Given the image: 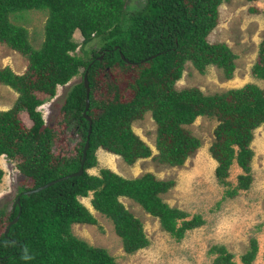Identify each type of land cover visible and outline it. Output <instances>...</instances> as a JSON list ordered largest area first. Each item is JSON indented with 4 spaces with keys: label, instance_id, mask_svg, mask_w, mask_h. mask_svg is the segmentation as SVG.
I'll list each match as a JSON object with an SVG mask.
<instances>
[{
    "label": "trees",
    "instance_id": "1",
    "mask_svg": "<svg viewBox=\"0 0 264 264\" xmlns=\"http://www.w3.org/2000/svg\"><path fill=\"white\" fill-rule=\"evenodd\" d=\"M229 1L138 0L137 7L128 10V0H0V44L27 61L21 74L0 68V85L17 94L13 105L0 111V156L13 161L20 174L13 198L0 205V264H118L106 249L71 233L73 224H96L79 200L89 195L92 209L113 224L126 254L146 248L149 240L121 198L140 205L175 240L204 223L200 214L189 218L161 198L174 181L157 180L152 173L125 178L109 169H100L97 175L87 172L97 165V149L121 157L128 165L152 155L131 127L145 113H150L156 125L154 158L171 167L182 166L200 146L184 126L198 117L214 118L217 125L208 152L216 163L214 177L224 188L223 198L250 189L253 151L249 145L253 131L264 123V39L250 67V75L263 86L248 83L212 95L198 87L174 88L187 61L200 74L213 65L225 79L234 78L237 55L226 43L207 41L219 24L218 8ZM30 10L47 14L38 48L30 44L27 30L9 18ZM249 12L261 13L255 7ZM95 39L97 48L84 49L83 56L74 53ZM127 72H133L132 79L121 77ZM77 75L81 79L66 92L58 120L46 125L39 107L55 96L57 86ZM84 76L89 88V120L82 115ZM89 121L82 174L64 178L80 168ZM233 164L242 172L235 184L228 180ZM3 174L0 169V181ZM60 178L64 179L24 194ZM18 212V220L5 234ZM257 250V242L251 239L240 256L241 263L252 264ZM217 252L213 264H236L224 247L209 250Z\"/></svg>",
    "mask_w": 264,
    "mask_h": 264
},
{
    "label": "rangeland",
    "instance_id": "2",
    "mask_svg": "<svg viewBox=\"0 0 264 264\" xmlns=\"http://www.w3.org/2000/svg\"><path fill=\"white\" fill-rule=\"evenodd\" d=\"M137 1L128 0L127 9L133 10L137 7ZM250 7L259 9L261 13H250ZM263 10L264 0L250 2L231 0L218 8L219 24L207 36V41L211 44L226 43L237 55L234 62L236 70L232 80L225 79L221 70L213 65L207 67L204 74H200L193 64L187 61L184 63L182 76L174 84V88L181 90L198 87L203 94L212 95L240 88L248 83L263 86L261 80L250 75V67L255 62L258 45L264 39ZM15 14L9 16L10 21L24 27L28 32L30 44L38 48L44 38L46 11L30 10ZM80 47L74 53L83 56L84 49L97 48L98 43L95 39L83 48ZM3 67H9L15 74H21L27 67V61L5 44H0V68ZM121 77L130 80L133 72L121 74ZM80 79L81 76L77 75L66 85L57 86L55 96L39 107L46 125H52L58 120L56 116L66 92ZM16 97L17 94L13 90L0 85V111L8 110ZM21 118L26 125H29L26 115L21 114ZM216 125L217 121L214 118L198 117L192 124L184 126L185 130L199 140L200 146L182 166L171 167L158 163L154 158L157 154L156 125L150 113H145L141 119L133 121L131 127L133 132L150 147L152 155L149 158L139 159L134 164L128 165L121 157L97 149L95 151L97 165L87 170L89 174L97 175L100 169H109L125 178L152 173L157 180L174 181L172 188L161 198L170 206L188 213L189 218L200 214L204 220L202 225L186 231L180 240H175L163 231L158 220L146 214L140 205L127 198H121L120 201L126 210L140 220L149 240L146 248L126 254L122 250L121 241L116 236L111 221L95 212L90 205V198L85 197L79 200L93 214L96 224H73L72 235L91 246L106 249L118 264H213L218 252L209 253V250L216 245L224 247L226 252L232 255V262L242 264L240 256L247 251L251 239H254L258 250L252 264H264V123L253 131V139L249 145L253 151L250 163L252 184L248 191H240L234 198H223L224 188L217 184L214 177L216 163L210 157L208 148L213 141V130ZM72 136L76 141L77 135ZM0 169L4 173L0 181L1 205L2 202L13 198L19 185L20 174L14 162L4 156H0ZM238 174L242 172L233 164L229 170L228 180L235 184Z\"/></svg>",
    "mask_w": 264,
    "mask_h": 264
},
{
    "label": "water",
    "instance_id": "3",
    "mask_svg": "<svg viewBox=\"0 0 264 264\" xmlns=\"http://www.w3.org/2000/svg\"><path fill=\"white\" fill-rule=\"evenodd\" d=\"M101 58L102 57H99V59H101ZM121 58L123 59L122 56H121ZM83 80H84V87H85V108L83 110L82 115H83V117L86 120H89V118L86 116V111L88 110V107H89V88H88V83H87V80H86V76H84ZM90 125H91V123L89 121V126H88V130H87V139H86V141L84 143V146H83V149H82V159H81V162H80V168H79V170L77 172L72 173V174H70V175H68V176H66L64 178L78 176V175L82 174V166L84 164V161H85V158H86V152L88 150V136L90 134V128H91ZM64 178H60V179L51 181V182H49V183H47V184H45L43 186H40V187H38L36 189H32V190L26 191V192H24V194L25 195H30L33 192H37V191L43 190V189L53 185L54 183H56V182H58V181H60V180H62ZM15 204H18V199H16ZM18 217H19V212L17 213L16 217L13 220H11L8 223V225L6 226V228L4 230L5 234L7 233L9 227L18 220Z\"/></svg>",
    "mask_w": 264,
    "mask_h": 264
},
{
    "label": "clouds",
    "instance_id": "4",
    "mask_svg": "<svg viewBox=\"0 0 264 264\" xmlns=\"http://www.w3.org/2000/svg\"><path fill=\"white\" fill-rule=\"evenodd\" d=\"M212 160H213V159H212ZM214 162H215V161H214ZM88 197L91 199V196H90V195H89ZM79 199H81V198H79Z\"/></svg>",
    "mask_w": 264,
    "mask_h": 264
}]
</instances>
